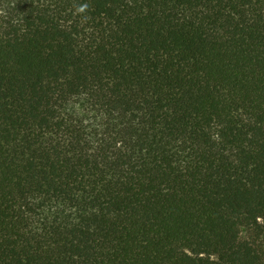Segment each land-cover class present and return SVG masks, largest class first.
Listing matches in <instances>:
<instances>
[{"label":"trees","instance_id":"obj_1","mask_svg":"<svg viewBox=\"0 0 264 264\" xmlns=\"http://www.w3.org/2000/svg\"><path fill=\"white\" fill-rule=\"evenodd\" d=\"M0 264H264V0H0Z\"/></svg>","mask_w":264,"mask_h":264},{"label":"clouds","instance_id":"obj_2","mask_svg":"<svg viewBox=\"0 0 264 264\" xmlns=\"http://www.w3.org/2000/svg\"><path fill=\"white\" fill-rule=\"evenodd\" d=\"M80 10H82V9H80Z\"/></svg>","mask_w":264,"mask_h":264}]
</instances>
